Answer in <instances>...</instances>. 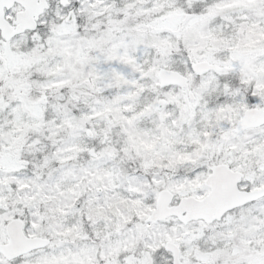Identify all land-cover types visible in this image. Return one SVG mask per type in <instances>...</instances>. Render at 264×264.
<instances>
[{"label":"snow or ice","instance_id":"snow-or-ice-1","mask_svg":"<svg viewBox=\"0 0 264 264\" xmlns=\"http://www.w3.org/2000/svg\"><path fill=\"white\" fill-rule=\"evenodd\" d=\"M0 264H264V0H0Z\"/></svg>","mask_w":264,"mask_h":264}]
</instances>
